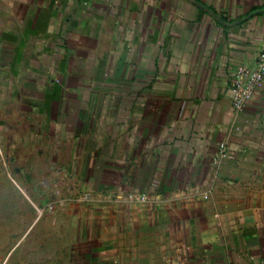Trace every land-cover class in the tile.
I'll list each match as a JSON object with an SVG mask.
<instances>
[{
    "label": "crops",
    "instance_id": "crops-1",
    "mask_svg": "<svg viewBox=\"0 0 264 264\" xmlns=\"http://www.w3.org/2000/svg\"><path fill=\"white\" fill-rule=\"evenodd\" d=\"M264 0H0V264H264Z\"/></svg>",
    "mask_w": 264,
    "mask_h": 264
},
{
    "label": "built area",
    "instance_id": "built-area-1",
    "mask_svg": "<svg viewBox=\"0 0 264 264\" xmlns=\"http://www.w3.org/2000/svg\"><path fill=\"white\" fill-rule=\"evenodd\" d=\"M264 83V41L259 46L251 65H238L232 82L233 102L244 107Z\"/></svg>",
    "mask_w": 264,
    "mask_h": 264
},
{
    "label": "rangeland",
    "instance_id": "rangeland-1",
    "mask_svg": "<svg viewBox=\"0 0 264 264\" xmlns=\"http://www.w3.org/2000/svg\"><path fill=\"white\" fill-rule=\"evenodd\" d=\"M1 258H4V257L0 255V259H1Z\"/></svg>",
    "mask_w": 264,
    "mask_h": 264
}]
</instances>
